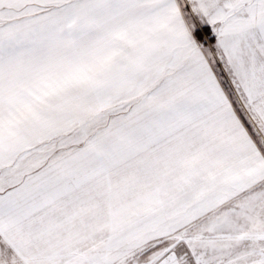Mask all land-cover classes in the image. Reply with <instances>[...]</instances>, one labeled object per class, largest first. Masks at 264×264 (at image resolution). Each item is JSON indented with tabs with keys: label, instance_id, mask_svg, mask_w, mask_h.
<instances>
[{
	"label": "snow or ice",
	"instance_id": "1",
	"mask_svg": "<svg viewBox=\"0 0 264 264\" xmlns=\"http://www.w3.org/2000/svg\"><path fill=\"white\" fill-rule=\"evenodd\" d=\"M0 264H264V0H0Z\"/></svg>",
	"mask_w": 264,
	"mask_h": 264
}]
</instances>
